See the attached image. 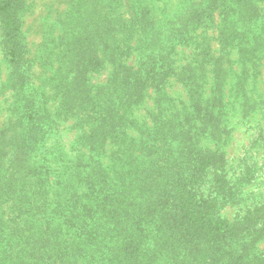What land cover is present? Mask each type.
<instances>
[{"label": "rangeland", "instance_id": "rangeland-1", "mask_svg": "<svg viewBox=\"0 0 264 264\" xmlns=\"http://www.w3.org/2000/svg\"><path fill=\"white\" fill-rule=\"evenodd\" d=\"M252 1L263 16L264 0ZM12 13L21 45L15 62L0 17V264H100L114 245L106 235L91 244L64 229L38 256L25 248L29 229L47 227L51 203L63 210L60 220L77 221L68 209L87 205L103 223L102 208L128 171L120 164L148 165L157 154L143 155L140 145L159 144L160 129L187 130L191 117L199 151L224 159L195 180L196 198L227 222L258 219L246 257L264 256L263 21L235 0H18ZM154 48L166 71L160 84L141 66ZM82 55L83 64L90 56L99 62L85 75ZM217 125L221 139L208 132ZM23 139L34 142L28 153L17 150ZM145 190L131 192L136 206Z\"/></svg>", "mask_w": 264, "mask_h": 264}, {"label": "trees", "instance_id": "trees-1", "mask_svg": "<svg viewBox=\"0 0 264 264\" xmlns=\"http://www.w3.org/2000/svg\"><path fill=\"white\" fill-rule=\"evenodd\" d=\"M235 1L236 5L250 16L264 22V14L262 16L260 9L252 0ZM17 3L18 0H0L4 40L10 48L14 62L21 48L18 28L12 13ZM110 29L108 23L105 35L107 41L114 39ZM178 30L179 27L173 28V32ZM170 37H175L174 33ZM153 43L160 46L158 41ZM146 51L149 52L150 58L141 63L142 69L147 79L153 84H160L161 76L164 78L166 74L165 70L160 71L161 52L156 48ZM81 57L83 59L80 63L83 64L86 56ZM89 59L91 60L83 64L84 75L87 70L96 68L99 63H94L96 60L94 56H90ZM136 83L143 84L141 79ZM116 84L107 103L109 113L112 112L111 107L115 103L111 96L117 93ZM120 100L126 107L133 99L127 96L121 97ZM203 114L202 118L206 119L208 109ZM198 117L200 118L199 114ZM187 122H189L187 130L164 133L160 129L159 144H147L144 141L140 145L139 149L143 155L157 154L148 165L141 166L130 162H127L128 166L126 162L120 164L128 171L118 175L119 181L115 185L117 189L111 193L108 202L102 208L103 223L98 222L97 209L87 205L83 207L84 212L68 209V212L78 219L77 221L73 218L67 220L65 217L60 220L63 210L58 212V207L51 203L52 207L48 206L42 217L47 227L43 228L38 224L34 229H29L25 248L39 252L40 256L42 252L50 251V246L54 249L56 245L50 242L48 243L50 246L44 245V240L49 239L50 235L57 237L61 230L71 228L84 242L86 240L92 244L99 240V236L106 235L109 238L107 243L111 241L114 243L112 247H108V252L100 264H157L164 261L166 264H264V256L246 257L247 248L254 243L250 235L256 231L254 227L258 219L254 220L251 215L246 214L233 223L227 222L217 215L215 204L209 200L196 198L195 180L206 167L217 163L221 165L224 159L218 152L204 154L199 151L195 140L198 137L197 125L194 124L192 117ZM208 132L211 136L216 134L219 139L222 138L218 125ZM171 141H175V152L171 148ZM33 144L34 142L29 139L28 142L23 139L17 150L27 146L24 152L28 153ZM150 184H153L152 188ZM137 189H146L148 192L144 204L140 206H136V202L130 200L131 192ZM51 218L57 222V231L50 228L53 223ZM261 230L262 228L259 229ZM75 239L76 237L71 242ZM66 249L67 246L64 252Z\"/></svg>", "mask_w": 264, "mask_h": 264}]
</instances>
